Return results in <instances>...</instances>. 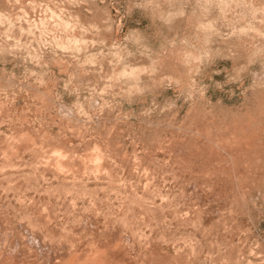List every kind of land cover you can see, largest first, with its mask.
I'll return each mask as SVG.
<instances>
[{
  "label": "rangeland",
  "instance_id": "obj_1",
  "mask_svg": "<svg viewBox=\"0 0 264 264\" xmlns=\"http://www.w3.org/2000/svg\"><path fill=\"white\" fill-rule=\"evenodd\" d=\"M0 227V264H264V0H0Z\"/></svg>",
  "mask_w": 264,
  "mask_h": 264
},
{
  "label": "bare ground",
  "instance_id": "obj_2",
  "mask_svg": "<svg viewBox=\"0 0 264 264\" xmlns=\"http://www.w3.org/2000/svg\"><path fill=\"white\" fill-rule=\"evenodd\" d=\"M248 137H249V136H248ZM250 140H251V138H250ZM8 145H9V144H8ZM10 145H11V144H10ZM235 145H236V144H235ZM245 148H246V147H245ZM245 148H244V149H245ZM32 149H33V148H32ZM248 149H249V148H248ZM7 150H8V149H7ZM13 150H14V149H13ZM34 150H35V149H34ZM4 151H5V150H4ZM35 151H36V150H35ZM52 151H53V150H52ZM36 152H37V151H36ZM45 152H46V151H45ZM31 153H32V152H31ZM38 153H39V152H38ZM38 153H37V154H38ZM55 153H56V152H55ZM35 154H36V153H35ZM40 154L42 155V153H40ZM50 154H51V153H50ZM57 154H59V153H57ZM57 154H56V156H57ZM46 156H47V154H46ZM46 156L43 155L42 157H46ZM48 156H49V155H48ZM94 156H95V155H94ZM14 157H15V156H14ZM34 157H36V156H34ZM57 157H58V156H57ZM32 158H33V157H32ZM93 158H94V157H93ZM98 158H99V157H98ZM38 159H39V158H38ZM41 159H42V158H41ZM51 159H52V158H51ZM53 159H54V158H53ZM99 159H100V158H99ZM101 159H102V158H101ZM42 160H44V159H42ZM48 160H49V159H48ZM62 160H63V159H61V162H62ZM93 160H94V159H93ZM39 161H40V159H39ZM51 161H52V160H51ZM57 161H60V160H57ZM40 162H41V161H40ZM49 162H50V161H49ZM18 165H19V164H18ZM18 165H17V166H18ZM55 165L58 166V165H57V162H56V164H54V166H55ZM43 166H44V165H43ZM61 167H62V166H61V164H60V168H61ZM13 168H15V167H13ZM53 168H54V167H53ZM54 169H55V168H54ZM193 169H194V168H193ZM55 170H56V169H55ZM34 171H35V170H34ZM194 171H195V169H194ZM202 171H203V170H202ZM234 172H235V171H234ZM20 173H21V172H20ZM28 174H29V173H28ZM31 174H32V173H31ZM42 174H43V173H42ZM9 175H10V174H9ZM28 176H29V175H28ZM23 177H25V174H24ZM31 177H32V176H30L29 179H31ZM219 179H220V178H219ZM232 180H233V179H232ZM214 181H215V179H214ZM214 181L212 180V182H214ZM216 181H217V180H216ZM27 182H28V181H27ZM30 182H31V180H30ZM33 182H34V181H33ZM230 182H232V181H230ZM230 182H229V183H230ZM237 182H238V181H237ZM44 183H45V182H44ZM241 184H242V183H241ZM230 185H232V184H230ZM35 186H36V185H35ZM232 186H233V185H232ZM248 186H249V185H248ZM27 187H28V185H27ZM31 187H32V186H31ZM235 187H236V186H235ZM38 189H39V188H38ZM47 189H48V188H46V190H47ZM238 189H239V188H238ZM231 190H232V188H231ZM241 190H242V189H241ZM243 190H244V189H243ZM246 190H247V188H246ZM194 191H195V190H194ZM235 191H236V190H235ZM239 191H240V190H239ZM46 192H47V191H46ZM239 193H240V192H239ZM241 193H242V192H241ZM183 194H185V193H183ZM190 194H191V193H190ZM236 195H237V193H236ZM240 195H241V194H240ZM188 196H189V195H188ZM233 196H234V195H233ZM235 197H236V196H235ZM186 198H187V197H186ZM21 199H22V198H21ZM232 199H233V198H232ZM232 199H231V200H232ZM234 199H236V198H234ZM18 200H19V199H18ZM235 201H236V200H235ZM21 203H22V201H21ZM232 203H233V202H232ZM19 204H20V202H19ZM25 204H26V203H25ZM20 206H21V205H20ZM229 206H230V205H229ZM43 207H44V206H43ZM160 208H161V207H160ZM29 210H30V209H29ZM23 211H24V210H23ZM156 211H157V210H156ZM204 211H205V210H204ZM24 212H25V211H24ZM35 212H36V211H35ZM22 214H23V213H22ZM29 214H30V213H29ZM33 214H34V213H33ZM33 214H32V215H33ZM23 215H24V214H23ZM30 218H31V217H30ZM34 218H35V217H34ZM21 219H22V217H21ZM45 219H47V218H45ZM18 220H19V219H18ZM45 221H46V220H45ZM41 223H42V222H41ZM30 225H31V224H30ZM44 225H45V224H44ZM121 225H122V224H121ZM17 227H18V226H17ZM41 227H42V226H41ZM0 228H1V227H0ZM47 228H48V227H46V231H47ZM121 228H122V227H121ZM15 229H16V228H15ZM34 229H35V228H34ZM39 229H40V228H39ZM48 229H50V228H48ZM122 229H123V228H122ZM16 230H17V229H16ZM11 231H12V230H11ZM11 231H10V232H11ZM48 231L50 232V230H48ZM23 232H24V231H23ZM25 232H26V231H25ZM25 232H24V233H25ZM32 232H33V231H32ZM35 232H36V231H35ZM44 232H45V231H44ZM122 232H123V231H122ZM30 234H31V232H30ZM30 234L28 233V236H30ZM115 234H117V232H116ZM11 235H12V233H11ZM8 236H10V234H9ZM25 236L27 237V232H26V235H25ZM25 236H24V237H25ZM37 236H38V234H37ZM16 237H17V236H16ZM40 237H41V236H40ZM40 237H39V238H40ZM44 237H45V236H44ZM44 237H43V238H44ZM116 237H118V236H116ZM120 237H122V234H121ZM37 238H38V237H37ZM37 238H36V239H37ZM50 238H51V237H50ZM118 238H119V237H118ZM123 238H124V237H123ZM7 239H8V238H5V240H7ZM25 239H26V238H24V241H25ZM30 239H31V237H30ZM30 239H29V237L27 238V241H26L27 244H28V241H29V242L31 241L30 243H32L33 240H30ZM36 239H34V241H35ZM115 239H116V238H115ZM10 240H11V239H10ZM20 240H21V239H20ZM22 240H23V238H22ZM37 240H39V239H37ZM85 240H86V239H85ZM112 240H113V239H112ZM116 240H117V239H116ZM119 240H120V239H119ZM14 241H15V240H14ZM120 241H121V240H120ZM124 241H125V240H124ZM8 242H9V241H8ZM35 242H37V241H35ZM35 242H34V243H35ZM38 242H39V241H38ZM38 242H37V244H38ZM122 242H123V241H122ZM122 242H121V243H122ZM17 243H18V242H17ZM17 243H16V244H17ZM21 243H23V242H21ZM24 243H25V242H24ZM64 243H65V242H64ZM16 244H15V245H16ZM41 244H42V243H41ZM41 244H40L39 246H43V245H41ZM58 244H59V243H58ZM17 245H18V244H17ZM45 245H47V244H45ZM62 245H63V244H62ZM66 245H67V244H66ZM66 245H65V248H66ZM19 246H20V245H19ZM23 246H26V247H27L28 245L24 244ZM29 246H31V247L34 246L35 250H37L36 247H37L38 245L36 246L35 244H34V245H31V244H30ZM35 246H36V247H35ZM48 246H49V245H48ZM63 246H64V245H63ZM63 246H62V248H64ZM72 246H73V245H72ZM121 246H122V245H121ZM121 246H119V248H121ZM31 247H30V248H31ZM46 247H47V246H46ZM46 247L43 246L42 249L45 248V250H46ZM59 247H60V246H59ZM116 247H117V246H116ZM116 247H115V249H116ZM23 248H24V247H23ZM34 248H33L32 251H35ZM37 248H41V247H37ZM110 248L112 249V247H110ZM119 248H118V249H119ZM6 249H7V248H6ZM27 249H28V247H27ZM42 249H41V253H38V254H40V255H38V256H42V257H43V256L45 255V252H46L47 250L44 251V250H42ZM47 249H48V247H47ZM51 249H53V248H51ZM59 249H60V248H59ZM69 249H71V248H69ZM72 249H73V247H72ZM113 249H114V248H113ZM124 249H125V248H124ZM30 250H31V249H30ZM39 251H40V249H39ZM42 251H43V252H42ZM69 251H70V250H69ZM196 251H197V250H196ZM10 252H11V251H10ZM20 252H21V251H20ZM30 252H31V251H30ZM30 252H29V253H30ZM47 252H48V251H47ZM49 252H50V249H49ZM51 252H52V251H51ZM124 252H125V251L123 250V253H124ZM1 253H2V252H1ZM18 253H19V252H18ZM29 253H28V254H29ZM43 253H44V255H43ZM66 253H67V252H66ZM196 253H197V252H196ZM19 254H20V253H19ZM24 254H25V252H24ZM59 254H60V253H59ZM59 254H58V255H59ZM124 254H125V253H124ZM5 255H6V254H5ZM13 255H15V254H13ZM47 255H48V254H47ZM62 255H63V254H62ZM72 255H73V254H72ZM17 256H18V255H17ZM23 256H24V255H23ZM28 256L31 257L32 255L29 254ZM65 256H66V255H65ZM112 256H113V255H112ZM30 257H29V258H30ZM45 257H49V256H45ZM60 257H61V255H60ZM62 257H63V256H62ZM72 257H73V256H72ZM3 258H4V256H3ZM7 258H8V257H7ZM17 258H18V257H17ZM19 258H20V256H19ZM32 258H33V257H32ZM36 258H37V257H36ZM36 258H35V259H36ZM38 258H39V257H38ZM112 258H113V257H112ZM0 259H1V258H0ZM11 259H13V258H11ZM26 259H28V258H26ZM35 259H34V261H35ZM39 259L42 260L43 258L40 257ZM44 259H45V258H44ZM58 259H59V258H58ZM60 259H61V258H60ZM6 260H8V259H6ZM21 260H22V259H21ZM21 260H20V261H21ZM37 260H38V259H36V261H37ZM52 260H53V259H52ZM55 260H56V259H55ZM61 260H62V259H61ZM113 260H114V259H113ZM1 261H2V259H1ZM1 261H0V262H1ZM10 261H11V260H10ZM14 261H17V260H14ZM24 261H25V260H24ZM34 261L31 260V262H34ZM39 261H40V260H39ZM58 261H60V260H58ZM109 261H110V260H109ZM41 262L45 264V262L40 261V263H41ZM62 262H63V261H62ZM62 262H60V264H61ZM91 262H92V261H91ZM111 262H112V261H111ZM113 262H116V261H113ZM17 263H18V262H17ZM17 263H16V264H17ZM24 263H26V261H25ZM28 263H29V260H27V263H26V264H28ZM40 263H38V264H40ZM48 263H49V262H48ZM83 263H84V262H83ZM109 263H110V262H109ZM18 264H20V263H18ZM31 264H32V263H31ZM46 264H47V263H46ZM50 264H53V262L51 261ZM55 264H56V262H55ZM64 264H71V258H70V259H69V258L65 259ZM73 264H74V263H73ZM84 264H85V263H84ZM88 264H89V263H88Z\"/></svg>",
  "mask_w": 264,
  "mask_h": 264
}]
</instances>
